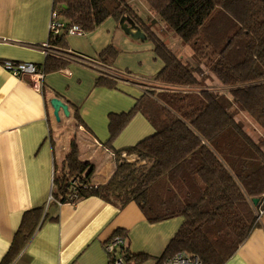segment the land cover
Listing matches in <instances>:
<instances>
[{
  "label": "trees",
  "instance_id": "16d2710c",
  "mask_svg": "<svg viewBox=\"0 0 264 264\" xmlns=\"http://www.w3.org/2000/svg\"><path fill=\"white\" fill-rule=\"evenodd\" d=\"M141 1L191 48V62L177 55L126 0H54L53 10L85 33L110 17L119 23L127 17L164 62L154 78L161 87L147 89L128 112L110 114L108 145L137 113L156 132L133 146L113 148L115 172L99 186L92 183L96 167L80 159L74 139L55 178L54 198L66 203L95 196L118 207L135 202L153 223L183 217L158 264L183 251L197 255L202 264H225L259 226L257 210L263 202L264 0ZM65 35L51 36L50 43L64 45ZM72 55L78 56L53 48L39 67L45 73L62 70L76 58ZM118 55L111 45L98 61L112 67ZM212 77L228 93L212 89L207 83ZM118 82V73L103 74L96 85L116 88ZM75 117L83 122L78 108ZM43 213L42 208L24 213L1 264L13 263ZM116 234L126 235L122 230ZM125 257L133 264L148 258L129 248Z\"/></svg>",
  "mask_w": 264,
  "mask_h": 264
},
{
  "label": "crops",
  "instance_id": "0c3cea01",
  "mask_svg": "<svg viewBox=\"0 0 264 264\" xmlns=\"http://www.w3.org/2000/svg\"><path fill=\"white\" fill-rule=\"evenodd\" d=\"M53 7L54 0H0V264L24 213L34 208L44 209L43 218L12 264H110L105 244L119 230L132 254L148 257L141 264H158L183 217L153 223L135 202L118 207L92 196L62 203L54 190L74 139L80 159L96 167L92 183L99 186L115 172L113 148L133 146L156 132L137 113L108 145L110 114L128 112L147 89L161 87L154 78L164 62L149 39L132 37L113 17L83 35H65L64 45L51 44ZM111 45L119 55L106 67L98 56ZM52 47L80 57L72 55L76 58L69 66L45 73L41 88L4 68L8 60L42 67ZM117 73L116 88L96 85L99 76ZM54 97L70 110L69 116L61 110L59 121L51 105ZM225 264H264V218Z\"/></svg>",
  "mask_w": 264,
  "mask_h": 264
},
{
  "label": "built area",
  "instance_id": "2783aa9c",
  "mask_svg": "<svg viewBox=\"0 0 264 264\" xmlns=\"http://www.w3.org/2000/svg\"><path fill=\"white\" fill-rule=\"evenodd\" d=\"M50 37L58 36L65 33L67 35H83L84 29L81 25L72 24L62 19L56 10L52 11L50 24ZM4 68L8 70L12 75L21 79H31L36 81L41 88L45 77V72L33 62H19V61H4ZM98 186V185H96ZM82 199V198H81ZM76 199L73 203L79 201ZM264 218V195L263 202L260 204L257 210V222L262 223ZM127 245V236L122 234H116L106 244L105 250L110 258V264H133L132 261H128L125 257ZM163 264H202L200 258L197 255L180 252L173 257L166 260Z\"/></svg>",
  "mask_w": 264,
  "mask_h": 264
},
{
  "label": "rangeland",
  "instance_id": "374dc122",
  "mask_svg": "<svg viewBox=\"0 0 264 264\" xmlns=\"http://www.w3.org/2000/svg\"><path fill=\"white\" fill-rule=\"evenodd\" d=\"M128 1L134 9H136L139 14L140 18L152 27V31H154L161 39H163L174 51L177 55L182 56L186 61H192V50L191 48L184 44L181 39L174 34V32L167 27L155 14L149 10L148 6L145 2L141 0H126ZM150 12L151 17H144L145 13ZM154 17V18H153ZM208 85L219 92H226L228 93V88L222 86L219 80L215 77H212L207 81ZM151 89H155L154 86L150 87Z\"/></svg>",
  "mask_w": 264,
  "mask_h": 264
},
{
  "label": "water",
  "instance_id": "95a60500",
  "mask_svg": "<svg viewBox=\"0 0 264 264\" xmlns=\"http://www.w3.org/2000/svg\"><path fill=\"white\" fill-rule=\"evenodd\" d=\"M120 26L126 33H128L132 37H134L136 39H141V40L146 39V35L141 29H138L134 26V24H130L127 22V17L122 18V20L120 22ZM51 105L54 109V115L58 121L61 119V117H60V111L61 110H63V112L66 116L70 115V110H69L68 104L65 103L63 100H61L60 98H58V97L52 98L51 99ZM253 203L255 205H258L259 199H257V198L254 199Z\"/></svg>",
  "mask_w": 264,
  "mask_h": 264
}]
</instances>
